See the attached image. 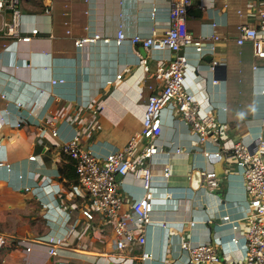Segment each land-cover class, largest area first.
Segmentation results:
<instances>
[{
  "label": "crops",
  "instance_id": "crops-1",
  "mask_svg": "<svg viewBox=\"0 0 264 264\" xmlns=\"http://www.w3.org/2000/svg\"><path fill=\"white\" fill-rule=\"evenodd\" d=\"M260 1L194 0L189 28L197 36L216 30L222 39L212 52L183 50L186 87L203 110L212 111L217 127L200 144L175 104L163 109L160 150L150 160L153 221L144 228L143 245L119 249L112 223L99 215L92 221L84 217L75 162L63 145L79 136L85 148L104 157L141 130L149 85H162L154 73L175 53L129 40L118 44L116 37L120 29L129 37L164 32L170 26L169 0H22L24 30L40 33L31 41L0 38V159L9 164L0 166V233L14 239L54 235L63 243L56 255L44 244L34 243L31 251L12 244L0 249V264H201L189 261L182 249L186 239L218 243L224 259H245L244 238L239 232L235 243L231 223L222 218L228 214L245 227V179L233 161L211 163L201 150L264 138V59L254 56L250 43L236 42L240 23L258 22ZM95 34L110 41L76 46L75 39ZM58 78L65 82L52 83ZM165 166L171 171L167 180ZM202 170L217 172V188L194 186ZM121 190L130 212L131 202L144 193L142 182L129 174ZM143 252L151 257L142 259Z\"/></svg>",
  "mask_w": 264,
  "mask_h": 264
},
{
  "label": "built area",
  "instance_id": "built-area-1",
  "mask_svg": "<svg viewBox=\"0 0 264 264\" xmlns=\"http://www.w3.org/2000/svg\"><path fill=\"white\" fill-rule=\"evenodd\" d=\"M194 0H169L170 26L159 33L153 29L150 35L135 34L128 36L123 29L117 33L116 42L121 44L129 40L133 44H140L148 50L161 51L169 49L175 53V58L168 63L158 66L154 77L162 85L155 88L149 85L151 93L147 98L143 116L142 128L134 133L126 145L116 151L100 157L82 145L79 136L73 137L63 145V151L75 162L78 182L76 190L85 199L82 213L87 220H94L97 215L107 223H112L116 234V246L124 249L127 246H140L146 242L144 228L153 221L154 210L153 181L154 173L150 160L159 152L158 139L162 133V111L173 103L189 125L192 132L198 136L200 144H204L216 130V118L212 111L203 110L195 94L186 87V72L188 59L183 50L193 46L199 53H207L217 48L222 34L214 31L212 35H195L188 26V13L193 7ZM258 8V22L253 25L240 23L237 26L238 45L250 43L254 56L264 59V0ZM49 9H46L48 12ZM156 7L152 17H155ZM242 15V10H238ZM68 25L69 22L66 21ZM217 27L216 22L213 23ZM40 33L38 28L27 33L23 27L22 0H0V38L13 41H31ZM67 33H71L68 27ZM102 39L110 41L109 37L101 34L85 36L75 39L77 47L86 43ZM6 46V44H4ZM145 72H149L148 59L142 62ZM257 64L254 65L256 69ZM119 78L122 74L118 75ZM64 78L53 79L52 83H63ZM264 92V90H263ZM5 98L6 95L2 94ZM18 105H22L19 101ZM264 123V117L262 119ZM57 135V131H53ZM182 149L177 148L180 152ZM211 162L230 160L241 171L246 186L248 208L246 215L241 218L245 227L241 229L238 220H232L230 215H224V221L231 223L235 236L232 240L239 242V235L245 241V259H224L218 248V243H194L189 239L182 242V249L187 252L189 261L201 264H264V138L259 137L253 143L243 141L234 142L231 146L221 147L215 151L201 150ZM32 159L35 157L32 156ZM9 166L5 159H0V166ZM132 174L142 182L144 193L130 204V212L124 210L126 202L121 190V179ZM202 186L214 189L219 186V176L215 170H202ZM171 175L170 167L165 166L163 177L167 180ZM27 189H30L27 187ZM195 221L189 222L190 226ZM34 243L48 246V253L56 255L63 239L54 235L37 239L10 238L0 233V249L12 244L24 246L31 251ZM151 254L143 252L142 259L150 258Z\"/></svg>",
  "mask_w": 264,
  "mask_h": 264
},
{
  "label": "water",
  "instance_id": "water-1",
  "mask_svg": "<svg viewBox=\"0 0 264 264\" xmlns=\"http://www.w3.org/2000/svg\"><path fill=\"white\" fill-rule=\"evenodd\" d=\"M194 186H196V184H200L202 183V176L200 174V172H197L194 176Z\"/></svg>",
  "mask_w": 264,
  "mask_h": 264
}]
</instances>
